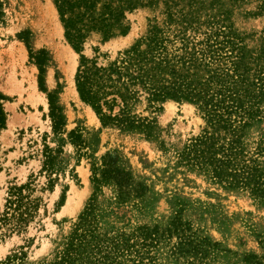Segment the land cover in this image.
<instances>
[{"label":"rangeland","instance_id":"1","mask_svg":"<svg viewBox=\"0 0 264 264\" xmlns=\"http://www.w3.org/2000/svg\"><path fill=\"white\" fill-rule=\"evenodd\" d=\"M0 1V93L6 98L5 123L0 130V210L10 185L30 180L33 196L39 198L34 216L22 229L0 235V264L7 260L8 264H40L52 259L93 190L91 165L99 166L106 154L113 155L116 165L145 190L121 201L116 186L103 183L94 199L100 232L154 224L162 228L178 212L182 220L229 250L220 264H230L245 253L256 254L264 264V205L175 164V153L203 124L192 104L167 99L158 109L143 111L155 120L156 139L101 125L85 103L71 98L69 92L65 95L67 86L75 88L78 54L63 38L57 14L50 11L52 0ZM193 5L198 7L200 20L223 12L221 17L247 49H264V0H195ZM161 10L159 4L127 13L123 35L102 40L92 33L83 44V55L95 56L103 64L113 59L145 33L148 24L163 26ZM205 29L203 24L199 31ZM40 50L45 57L43 90L37 86L34 58L42 55ZM47 92L54 94L53 103L62 119L56 131L49 117ZM248 137H264V115L248 129ZM45 147L53 154L50 189L45 185V172L40 171ZM156 257L157 264H172L166 242L159 243Z\"/></svg>","mask_w":264,"mask_h":264},{"label":"trees","instance_id":"2","mask_svg":"<svg viewBox=\"0 0 264 264\" xmlns=\"http://www.w3.org/2000/svg\"><path fill=\"white\" fill-rule=\"evenodd\" d=\"M64 40L78 54L73 83L79 99L99 123L156 139L158 127L143 115L167 99L192 104L203 124L175 153V164L211 183L240 191L264 205V137L249 140L248 129L264 115V49L249 50L225 23V17L200 20L195 0H52ZM162 6L163 26L148 24L145 33L106 63L82 53L92 33L102 40L125 34L126 14L136 8ZM180 4L179 7H177ZM1 1H0V16ZM204 31H199L200 26ZM188 32H193L191 35ZM200 36V38L198 37ZM35 56L37 86L42 87L45 57ZM29 54H31L29 52ZM54 131L62 124L47 92ZM0 93V130L5 112ZM138 106H142L138 109ZM40 171L53 185V154L43 149ZM92 192L68 234L62 236L51 260L40 264H157L159 243L168 245L172 264H220L229 250L221 248L176 212L162 228L140 225L129 231L100 232L95 194L103 183L117 188V199L142 195L144 185L133 183L127 170L106 154L91 165ZM30 180L7 187L0 210V235L18 231L34 216L39 198ZM62 197V196H61ZM173 239V240H172ZM9 260L3 264H8ZM230 264H262L245 253Z\"/></svg>","mask_w":264,"mask_h":264},{"label":"bare ground","instance_id":"3","mask_svg":"<svg viewBox=\"0 0 264 264\" xmlns=\"http://www.w3.org/2000/svg\"><path fill=\"white\" fill-rule=\"evenodd\" d=\"M50 11H51V13H53V15L55 16L56 15V13H55V8H54V6H53V4H50ZM48 79H50V74L48 73ZM48 81V80H47ZM50 81V80H49ZM48 81V82H49ZM72 86V85H71ZM68 88H66V92H65V95H66V93L67 92H69L68 94L70 95V93L72 94V97L71 98H73V99H75V100H78V101H80L81 102V100L79 99V97H78V95H77V92H76V90H75V88L74 89H71V88H69V86H67ZM69 90V91H68ZM68 95V96H69ZM63 98V97H62ZM61 98V99H62ZM82 103V102H81ZM84 104V103H83ZM85 105V104H84ZM81 108H82V106H81ZM85 109L86 110H89L90 112H91V114H92V116H95L94 115V112L92 111V109L88 106V105H86L85 106Z\"/></svg>","mask_w":264,"mask_h":264}]
</instances>
